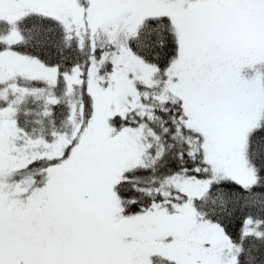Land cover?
Listing matches in <instances>:
<instances>
[{
	"label": "snow or ice",
	"instance_id": "6c2138e0",
	"mask_svg": "<svg viewBox=\"0 0 264 264\" xmlns=\"http://www.w3.org/2000/svg\"><path fill=\"white\" fill-rule=\"evenodd\" d=\"M0 264H264V0H0Z\"/></svg>",
	"mask_w": 264,
	"mask_h": 264
}]
</instances>
